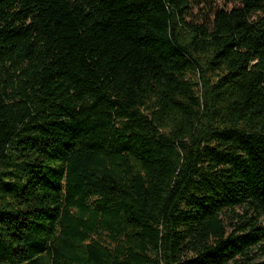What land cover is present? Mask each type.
<instances>
[{"label":"trees","instance_id":"1","mask_svg":"<svg viewBox=\"0 0 264 264\" xmlns=\"http://www.w3.org/2000/svg\"><path fill=\"white\" fill-rule=\"evenodd\" d=\"M263 257L264 0H0V264Z\"/></svg>","mask_w":264,"mask_h":264},{"label":"rangeland","instance_id":"2","mask_svg":"<svg viewBox=\"0 0 264 264\" xmlns=\"http://www.w3.org/2000/svg\"><path fill=\"white\" fill-rule=\"evenodd\" d=\"M221 5H223L222 3H221ZM231 6V4H229V5H227V7H230ZM238 210H240V209H238ZM241 211V210H240ZM264 258V257H263Z\"/></svg>","mask_w":264,"mask_h":264}]
</instances>
